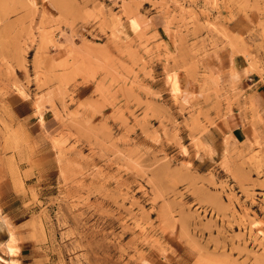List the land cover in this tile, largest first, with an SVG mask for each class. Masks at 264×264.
<instances>
[{
  "label": "rangeland",
  "instance_id": "374dc122",
  "mask_svg": "<svg viewBox=\"0 0 264 264\" xmlns=\"http://www.w3.org/2000/svg\"><path fill=\"white\" fill-rule=\"evenodd\" d=\"M252 77L264 0H0V262L264 264Z\"/></svg>",
  "mask_w": 264,
  "mask_h": 264
},
{
  "label": "crops",
  "instance_id": "0c3cea01",
  "mask_svg": "<svg viewBox=\"0 0 264 264\" xmlns=\"http://www.w3.org/2000/svg\"><path fill=\"white\" fill-rule=\"evenodd\" d=\"M245 85L246 90L250 89V94L253 96V100L255 102L258 114L260 116L261 122L263 123L261 126H258L257 129L260 130L262 133H264V77L262 79L258 77H252L245 79ZM238 119H234V123H238ZM244 128L240 125H237L234 127L233 131H239L240 137H245ZM5 216L7 217L9 224L13 228H18L20 225H22L23 221H20L18 218V215L16 214H10L6 213ZM6 226L4 224H0V244L4 243L8 239V232L6 230ZM17 243L15 247H17V252L13 255L14 260H17L18 264H30L29 259L31 258V252H32V243H30L29 239H24L23 235L18 234L16 236ZM8 241V240H7ZM8 254V253H7ZM8 256L3 257V254L1 253V258L6 261V258L10 261L11 255L8 254ZM1 263V262H0ZM2 264V263H1Z\"/></svg>",
  "mask_w": 264,
  "mask_h": 264
},
{
  "label": "bare ground",
  "instance_id": "6f19581e",
  "mask_svg": "<svg viewBox=\"0 0 264 264\" xmlns=\"http://www.w3.org/2000/svg\"><path fill=\"white\" fill-rule=\"evenodd\" d=\"M0 223H1V222H0ZM9 237H10V238H12V234H11V235H9ZM5 246H6V247H8L9 245H8V244H6Z\"/></svg>",
  "mask_w": 264,
  "mask_h": 264
}]
</instances>
